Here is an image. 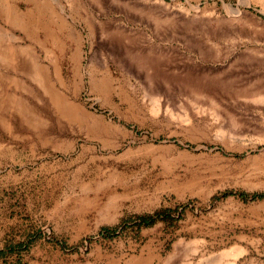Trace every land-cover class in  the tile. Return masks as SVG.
<instances>
[{
	"label": "rangeland",
	"instance_id": "obj_1",
	"mask_svg": "<svg viewBox=\"0 0 264 264\" xmlns=\"http://www.w3.org/2000/svg\"><path fill=\"white\" fill-rule=\"evenodd\" d=\"M240 192L264 193V0H0V235L52 264H264Z\"/></svg>",
	"mask_w": 264,
	"mask_h": 264
},
{
	"label": "crops",
	"instance_id": "obj_2",
	"mask_svg": "<svg viewBox=\"0 0 264 264\" xmlns=\"http://www.w3.org/2000/svg\"><path fill=\"white\" fill-rule=\"evenodd\" d=\"M51 251L56 254L58 249L50 247L42 235H0V264H52Z\"/></svg>",
	"mask_w": 264,
	"mask_h": 264
},
{
	"label": "trees",
	"instance_id": "obj_3",
	"mask_svg": "<svg viewBox=\"0 0 264 264\" xmlns=\"http://www.w3.org/2000/svg\"><path fill=\"white\" fill-rule=\"evenodd\" d=\"M239 197L244 199V200H260V199H264V193H246V192H240L238 193ZM166 216V213L161 215L159 212L156 213L155 216L153 215H140L139 216V224H144V225H149L151 223L154 222L156 217H162L164 218ZM112 230H114V228H111ZM106 230V229H105Z\"/></svg>",
	"mask_w": 264,
	"mask_h": 264
},
{
	"label": "bare ground",
	"instance_id": "obj_4",
	"mask_svg": "<svg viewBox=\"0 0 264 264\" xmlns=\"http://www.w3.org/2000/svg\"><path fill=\"white\" fill-rule=\"evenodd\" d=\"M7 14H8V18L10 20H12V21L15 20L13 22L20 23L17 20V18H18V16H20V14L16 8H14L13 6H8Z\"/></svg>",
	"mask_w": 264,
	"mask_h": 264
}]
</instances>
